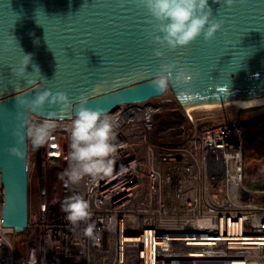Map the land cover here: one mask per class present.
<instances>
[{
    "label": "built area",
    "instance_id": "built-area-1",
    "mask_svg": "<svg viewBox=\"0 0 264 264\" xmlns=\"http://www.w3.org/2000/svg\"><path fill=\"white\" fill-rule=\"evenodd\" d=\"M107 113L116 146L111 177L86 176L77 185L61 179L74 115L56 118L44 145L27 142L24 239L2 224L0 177V264H264V190L243 184L238 115L208 121L209 110L182 108L170 89ZM52 171L59 173L53 188ZM72 195L89 202V221L66 218L61 203Z\"/></svg>",
    "mask_w": 264,
    "mask_h": 264
},
{
    "label": "water",
    "instance_id": "water-1",
    "mask_svg": "<svg viewBox=\"0 0 264 264\" xmlns=\"http://www.w3.org/2000/svg\"><path fill=\"white\" fill-rule=\"evenodd\" d=\"M208 3L213 18L223 21L215 37L208 42L198 37L175 51L163 49V56L156 57L153 49L158 45L150 44L147 36L149 17L134 0H0L3 226L22 233L28 222L27 142L23 159L8 152L14 145L12 130L17 123L15 97L30 98L36 91L28 79L40 83L39 90L65 92L73 102L81 93L87 94V107L110 111L124 102L161 95L149 83L154 70L178 61L200 74L191 85L196 92L192 98L181 97L178 89L170 87L182 108L264 95V0H234L230 8L212 0ZM12 37L18 45L14 40L7 43ZM28 53L32 61L17 81L12 68ZM33 64L39 71L33 70ZM261 106L238 107L237 112ZM48 111H56V118L74 115V111L45 106ZM258 199L264 202V195Z\"/></svg>",
    "mask_w": 264,
    "mask_h": 264
},
{
    "label": "clouds",
    "instance_id": "clouds-1",
    "mask_svg": "<svg viewBox=\"0 0 264 264\" xmlns=\"http://www.w3.org/2000/svg\"><path fill=\"white\" fill-rule=\"evenodd\" d=\"M134 2L143 8L149 17L147 23L151 27L147 36L150 44L158 45L153 49V55L156 57L163 56V49L175 51L177 48L188 46L201 36L208 42L223 25L222 20L213 18L208 0H134ZM212 2L230 8L234 0ZM13 40L15 41L14 37L7 43L11 44ZM15 43L17 44L16 41ZM31 61V53L22 54L19 66L12 68V76L17 81L25 76L26 68ZM32 67L33 70L39 71L36 65L33 64ZM199 75L198 71L188 65L180 66L178 61H169L154 70L149 83L158 94H166L170 87H174L179 90L181 97L192 98L196 92L191 85ZM119 82L118 79L113 86H118ZM27 83L36 85L34 88L36 91L30 98L27 95L15 97L17 123L12 130L14 145L9 147V154L17 159H23L26 142H30L33 148H38L51 138L52 131L58 126L57 112L45 113V106L56 107L60 112L74 111V117L68 125L70 149L68 166L61 174V179L67 185H77L86 176L93 179L111 177L115 165L113 157L116 153V146L112 143L115 139L112 116L103 108L87 107L89 103L87 94L81 93L73 102L63 91L39 90L42 85L31 79H28ZM98 89L99 86L92 91L96 92ZM61 210L66 213V218L72 225L87 222L92 216L89 202L79 195L67 197L61 203ZM94 229V224L87 223L85 235L93 237Z\"/></svg>",
    "mask_w": 264,
    "mask_h": 264
},
{
    "label": "trees",
    "instance_id": "trees-1",
    "mask_svg": "<svg viewBox=\"0 0 264 264\" xmlns=\"http://www.w3.org/2000/svg\"><path fill=\"white\" fill-rule=\"evenodd\" d=\"M204 124L201 128H206ZM244 167L243 184L253 190H264V116L243 123ZM17 238L24 239V233Z\"/></svg>",
    "mask_w": 264,
    "mask_h": 264
},
{
    "label": "rangeland",
    "instance_id": "rangeland-1",
    "mask_svg": "<svg viewBox=\"0 0 264 264\" xmlns=\"http://www.w3.org/2000/svg\"><path fill=\"white\" fill-rule=\"evenodd\" d=\"M238 107H236L235 105H221L218 107H215L214 109H207L209 110V113H207V117L208 121H219V120H226L228 118L231 117H235V116H239L240 118V122L242 123H246L248 121H253L256 119H260L261 117L264 116V106H261L257 109H253V110H249V111H245L242 112L240 114H238L237 112ZM51 179H50V187L53 188L55 185V182H58V178H59V173H56L55 171H52L51 173ZM52 195L50 196L51 200L50 202H52L53 206L55 208H59L60 207V203L58 201L59 197L54 193L53 191L51 192Z\"/></svg>",
    "mask_w": 264,
    "mask_h": 264
},
{
    "label": "bare ground",
    "instance_id": "bare-ground-1",
    "mask_svg": "<svg viewBox=\"0 0 264 264\" xmlns=\"http://www.w3.org/2000/svg\"><path fill=\"white\" fill-rule=\"evenodd\" d=\"M230 104L235 105L236 107L258 106V105L264 106V95L257 96L254 98H238L223 103H204V104H195V105L193 104L188 107H191L193 109H214L215 107L221 105H230Z\"/></svg>",
    "mask_w": 264,
    "mask_h": 264
}]
</instances>
